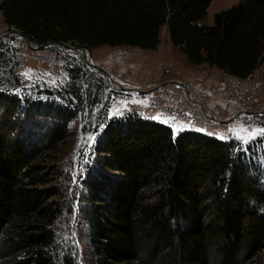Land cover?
<instances>
[{
  "label": "trees",
  "instance_id": "obj_1",
  "mask_svg": "<svg viewBox=\"0 0 264 264\" xmlns=\"http://www.w3.org/2000/svg\"><path fill=\"white\" fill-rule=\"evenodd\" d=\"M212 2L0 0V13L32 44L89 51L156 50L166 27L191 65L239 80L261 69L264 80V0H243L203 24ZM8 63L0 51V264H77L61 253L55 223L73 217L79 195L88 264H264V173L238 142L175 136L103 108L72 188L66 148L78 133L70 125L99 102L101 80L74 66L64 92L42 90L45 102L35 101L17 93L18 77L4 78Z\"/></svg>",
  "mask_w": 264,
  "mask_h": 264
},
{
  "label": "rangeland",
  "instance_id": "obj_2",
  "mask_svg": "<svg viewBox=\"0 0 264 264\" xmlns=\"http://www.w3.org/2000/svg\"><path fill=\"white\" fill-rule=\"evenodd\" d=\"M242 1L228 0L221 4L218 0L217 4H214L216 7L213 5V8L207 11L203 24H211L216 13L227 10ZM10 32L11 29L4 23L0 13L1 43L4 42V38L5 42L8 38L1 37ZM159 38L160 44L156 50L143 51L130 47H101L92 51L85 49L87 55L84 52H77L59 44L44 45L45 48H40L41 46L37 45L38 51L46 49L45 51L55 55L57 62L37 67V64L32 61L15 68L11 63H8L6 69L8 73L4 78H10L15 84L18 77L21 86L17 88V93L21 98L24 95L31 96L35 101L45 102L46 95L39 94L42 90L54 91L55 96H57L58 91L64 92V88L69 82V70L74 66H80L86 75L92 73L98 75L101 80L102 88L96 90L99 102L89 106L85 118L77 119L70 125L72 131L78 133V143L74 150L70 147L66 148V152L73 153L72 156L70 155V163L63 160L61 163L64 170L68 163L66 172H71L72 188L78 183L79 173L82 171L83 156L81 155L85 152L84 162L85 166L88 165V148L90 146L92 148V144L97 142L95 141L97 133L103 128L97 119L99 112L103 108H107L109 117L121 116L124 101L135 104L144 97L134 91H127V94H122L119 91L111 90V88L114 86L117 89L151 91L169 79L194 82L208 95V107L216 124L211 128L195 133L207 135L222 142H238L240 150L248 156L252 154L259 170L264 173V132L261 131L264 130L262 70L258 69L249 80H239L208 65L193 66L187 61L180 49L172 45L166 27L161 29ZM88 62L102 68L106 75L92 71ZM11 69L16 71L14 77L10 73ZM25 88L27 89L26 93H24ZM15 90L11 91L12 94H15ZM191 129L193 128L187 123L178 129L171 128L175 136L194 132L190 131ZM197 129L200 128L197 127ZM71 193L72 189H70ZM73 197H75L74 194ZM81 204L82 198L79 195L73 207V217H64L56 221L55 238L63 248L62 254H72L71 256L75 258L77 264H88L85 246L87 227L82 220Z\"/></svg>",
  "mask_w": 264,
  "mask_h": 264
},
{
  "label": "built area",
  "instance_id": "obj_3",
  "mask_svg": "<svg viewBox=\"0 0 264 264\" xmlns=\"http://www.w3.org/2000/svg\"><path fill=\"white\" fill-rule=\"evenodd\" d=\"M13 32L1 37H8L6 42L5 38L3 43L0 41L4 45L0 51L7 54L11 65L23 66L34 61L37 67H41L57 62L55 55L46 49L38 51L37 45L27 43ZM111 90L128 93L115 87ZM207 96L194 82L176 79L160 84L135 104L124 101L121 113L136 114L141 119L169 128L178 129L187 123L193 128L190 131L199 132L216 124Z\"/></svg>",
  "mask_w": 264,
  "mask_h": 264
},
{
  "label": "water",
  "instance_id": "obj_4",
  "mask_svg": "<svg viewBox=\"0 0 264 264\" xmlns=\"http://www.w3.org/2000/svg\"><path fill=\"white\" fill-rule=\"evenodd\" d=\"M13 33H15L19 37L23 38L24 40H26L27 43H30L21 33L16 32V31H14ZM49 45H52V44H49ZM59 45L67 47V48H71V49H73V50H75L77 52H84V54L86 53L85 55H87V52H86V50L84 48L78 49V48H75V47H71V46H69L68 44H65V43H59ZM45 47L46 46H41L40 48H45ZM88 66L92 69V71H95V72L97 71V72H99L101 74L106 75L105 71L102 68L97 67L93 63L88 62ZM120 90L123 91V92L134 91L138 95H143V96L144 95H148V94H150L151 91H153V90H151V91L127 90V89H124V88H120Z\"/></svg>",
  "mask_w": 264,
  "mask_h": 264
},
{
  "label": "bare ground",
  "instance_id": "obj_5",
  "mask_svg": "<svg viewBox=\"0 0 264 264\" xmlns=\"http://www.w3.org/2000/svg\"><path fill=\"white\" fill-rule=\"evenodd\" d=\"M218 1V0H217ZM216 1V2H217ZM228 0H220V2H221V4H224V3H226ZM215 2V0H214V2H212V4L210 5V7H209V9H208V11H210L212 8H213V5L216 3ZM217 4V3H216ZM215 6V5H214ZM222 6V5H221ZM216 7V6H215ZM214 7V8H215ZM86 54V53H85ZM116 116V115H115Z\"/></svg>",
  "mask_w": 264,
  "mask_h": 264
},
{
  "label": "crops",
  "instance_id": "obj_6",
  "mask_svg": "<svg viewBox=\"0 0 264 264\" xmlns=\"http://www.w3.org/2000/svg\"><path fill=\"white\" fill-rule=\"evenodd\" d=\"M171 80H174V79H169V80H167V81H164L163 83H165V82H169V81H171Z\"/></svg>",
  "mask_w": 264,
  "mask_h": 264
},
{
  "label": "snow or ice",
  "instance_id": "obj_7",
  "mask_svg": "<svg viewBox=\"0 0 264 264\" xmlns=\"http://www.w3.org/2000/svg\"><path fill=\"white\" fill-rule=\"evenodd\" d=\"M231 131V130H230ZM262 132H264V130H261Z\"/></svg>",
  "mask_w": 264,
  "mask_h": 264
}]
</instances>
